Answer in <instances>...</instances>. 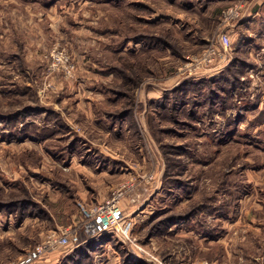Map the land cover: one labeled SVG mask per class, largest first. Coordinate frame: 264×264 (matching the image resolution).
<instances>
[{
	"label": "rangeland",
	"instance_id": "374dc122",
	"mask_svg": "<svg viewBox=\"0 0 264 264\" xmlns=\"http://www.w3.org/2000/svg\"><path fill=\"white\" fill-rule=\"evenodd\" d=\"M253 2L0 0V213L17 206L16 228L32 218L0 259L9 249L18 262L125 188L111 230L76 247L83 219L31 264H264V0ZM236 4L244 17L225 22ZM212 43L223 61L199 66Z\"/></svg>",
	"mask_w": 264,
	"mask_h": 264
},
{
	"label": "built area",
	"instance_id": "2783aa9c",
	"mask_svg": "<svg viewBox=\"0 0 264 264\" xmlns=\"http://www.w3.org/2000/svg\"><path fill=\"white\" fill-rule=\"evenodd\" d=\"M243 8V4H236L225 9L221 15L222 19L225 22L239 20L242 16L244 17ZM220 44L225 50L228 49L230 46V37L228 34H222L220 37ZM200 56L197 57L199 66L215 67L217 62L220 61L221 63L223 61L225 52L220 49L217 43H212ZM124 193L125 188L118 189L114 192L113 197L106 203L100 204L91 209L92 211L89 213L91 220L87 221V226L90 231L95 234H100L112 228L119 221L118 207ZM70 232L71 230L65 229L62 233H51L43 243L37 245L33 251H30L24 258L21 257L18 262L13 264L32 263L43 254H46L59 246L68 245Z\"/></svg>",
	"mask_w": 264,
	"mask_h": 264
},
{
	"label": "crops",
	"instance_id": "0c3cea01",
	"mask_svg": "<svg viewBox=\"0 0 264 264\" xmlns=\"http://www.w3.org/2000/svg\"><path fill=\"white\" fill-rule=\"evenodd\" d=\"M253 1H254L253 4H258V3H260L263 0H253ZM258 14H259V12L257 11V9L253 8L251 10V14L249 16H247L246 18H244L238 24V26H237L238 33H241L242 31L247 30L251 26V24H252L251 22L256 18V16ZM58 193H60V192H52L51 193L52 194L51 198H54L53 194H58ZM83 208H84V206H82V209ZM84 212H85L84 210H78V214H74L73 215V219L70 220L71 222L70 221L68 222V224H69L68 227L70 226L71 229L70 228H65V229H69L71 231H73V230L76 231V229L79 228V226H83L82 223H83V219H84V226L86 228H84L83 230L81 228H79V230H80V233H84L85 234V238L84 239H80L79 241H77L76 244H75L76 247H79L82 244H84L85 242H87V240L90 239L89 237L99 236V234H95V233H93L92 231L89 230V228L87 226V223H86V219H87V215L88 214L84 216ZM31 219H32L31 217L24 218L23 221L21 222V224L18 225L17 228H16L14 226V215L13 214L0 213V225H3L5 223V227L2 228L3 232L0 235V256H2L1 252L2 251L4 252L6 250L5 249L6 247L9 248L10 247V243L13 242L12 236L16 232V229H24L32 221ZM81 220H82V222H81ZM61 227H60L59 230H61ZM0 228H1V226H0ZM111 229L112 228H110L109 230H111ZM62 230H64V229H62ZM51 233H56V232H55V230H53L52 232H50V234ZM70 238H71V235L69 236V240H70ZM60 247H62V246H59L56 249H58ZM55 254H57V252L54 253L53 255H55ZM14 258H15V256H14L13 253H12V255H9V249H8L7 258L2 257L0 259V264H13V263L16 262ZM40 258L41 257L37 258L36 260H38ZM58 258H59V256H53V257H51L49 259H46V261H44V262L43 261H38L36 264H53V263H56V261H53V260H58ZM36 260H34V261H36ZM28 264H31V263H28Z\"/></svg>",
	"mask_w": 264,
	"mask_h": 264
},
{
	"label": "trees",
	"instance_id": "16d2710c",
	"mask_svg": "<svg viewBox=\"0 0 264 264\" xmlns=\"http://www.w3.org/2000/svg\"><path fill=\"white\" fill-rule=\"evenodd\" d=\"M24 205H25V204H24ZM1 206H4V205L1 204ZM6 207H7V209H6L7 212L10 210L9 212H13V213H15V211H16V207H17V206L11 204V205H8V206H6ZM6 207H5V208H6ZM2 210H4V209H2ZM0 211H1V210H0ZM4 211H5V210H4ZM9 212H8V213H9ZM15 214H16V213H15ZM24 218H25V217H24ZM24 218H23V219H24ZM22 221H23V220H22ZM20 222H21V221H20ZM109 232H111V231H109ZM107 234H108V233H107ZM104 235H105V234H104ZM101 236H102V235H101Z\"/></svg>",
	"mask_w": 264,
	"mask_h": 264
}]
</instances>
